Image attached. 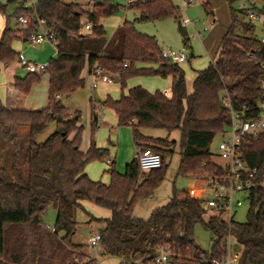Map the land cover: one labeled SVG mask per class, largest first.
I'll return each mask as SVG.
<instances>
[{"label":"trees","instance_id":"obj_1","mask_svg":"<svg viewBox=\"0 0 264 264\" xmlns=\"http://www.w3.org/2000/svg\"><path fill=\"white\" fill-rule=\"evenodd\" d=\"M14 1L19 3L15 19L24 14L31 19L25 28L28 35L37 31V19L44 20L53 32L57 52L42 71L48 74V101L44 107L14 109L0 103V134L14 150L11 176L0 175V264H98L86 250V243L73 241L78 226L76 210L84 209V200L109 211L103 218L105 227L99 231V244L102 254L117 257L118 264H150L156 248L164 244L173 248L171 259L164 264H209L212 259L223 258L221 239L227 224L216 216L204 217L199 184L206 175L223 172L211 159L210 151L214 136L229 121L221 93L227 90L235 107L245 103L251 106L264 96L260 88L264 42L255 36L253 22L229 2L230 22L220 38L217 58L195 71L192 89L187 92L179 63L163 58L155 37L137 31L133 22L123 21L106 38L101 19L119 10L121 4L116 0H93L90 8L73 0H35L30 5H26L27 0H7ZM5 6L0 2V11L4 12ZM203 6L212 14L209 0H203ZM130 8L138 11V21L172 17L179 22L181 18L172 0H145ZM85 21L92 24L89 30L84 29ZM9 22L10 16H6L0 35L2 63H11L17 57L11 47L17 34ZM94 63L117 73L121 90L117 99L107 95L102 105L114 111L118 125L132 128L138 148L149 147L160 154L159 167L141 171L134 156L123 172L111 160L105 170L108 182L93 180L86 174V164L108 157V149L91 140L86 151L80 150V114L76 111L70 115L57 95L82 87L81 72ZM123 63L127 65L122 67ZM39 74L16 76L11 87L27 94ZM135 76H171V95L141 85L123 92L127 80ZM51 122L52 133L44 141H35L34 136ZM144 127L180 131L178 173L191 179L181 195L173 190L169 201L154 208L145 219L133 216L134 205L162 181L175 141L146 136L140 131ZM20 129H26L27 135L19 144ZM241 147L246 165L257 169V180H261L264 131L246 137ZM16 157L22 158L24 173L20 174ZM49 206L55 211L53 232L43 222ZM198 223L216 235L207 251L194 239ZM230 228L240 248L238 264H264V189L251 193L246 220H233ZM201 252L206 261L200 258Z\"/></svg>","mask_w":264,"mask_h":264},{"label":"rangeland","instance_id":"obj_2","mask_svg":"<svg viewBox=\"0 0 264 264\" xmlns=\"http://www.w3.org/2000/svg\"><path fill=\"white\" fill-rule=\"evenodd\" d=\"M211 4L212 13H207L204 6L203 0H172V2L178 7L181 18L180 23L185 29V34H181L180 29L178 27V20L172 17H166L158 20H150V21H138L136 17L138 16V11L132 8H124L120 6L119 10L108 17H105L102 20V24L105 29L106 38L109 39L114 29L117 25L121 23V21H131L134 23V27L137 31L154 36L157 40L158 46L161 51L171 49L174 51H183L185 54V62L181 63L182 68L185 73V80L189 83V81L193 80L194 70H200L205 68L211 59L217 58L219 53L218 42L221 34L224 32L225 28L228 26L230 22V13H229V2L233 8H238L239 5L244 4L246 7L253 6V8L257 10H262L264 8V0H209ZM1 2V1H0ZM117 2L121 5L124 4V0H117ZM5 4V11L0 13L4 16H10V21L14 24L16 23L15 17L13 16L19 7V3L14 2H6L5 0L1 2ZM32 0H27L26 5H30ZM25 15V14H24ZM209 15H212L214 21L211 20V26L208 30L202 31L200 36L194 34L193 27L189 24V22H193L195 24L194 28L196 30H202L204 26L209 23ZM28 16V15H26ZM15 21V22H14ZM183 21H186L187 24L183 25ZM255 26V36L260 38L264 36V28L261 27L256 22H253ZM26 27L19 26L16 24V34L17 37H27L28 33L25 30ZM209 35L210 39H206ZM14 49L18 52H22L26 58L31 61L37 63H47L51 57L55 56V50L48 43H42L38 45L31 46L27 43V41H21L16 38L13 40ZM210 53V56H208ZM191 55L193 57H191ZM17 58L14 60L16 61ZM0 75L6 78L2 68L0 67ZM24 71V70H23ZM40 77L38 81H34L27 94L30 95L31 99H37L39 103H41L40 107L42 108L47 104L48 101V88L46 89V93L41 95L37 93V89L40 92ZM84 84L82 87L75 89L69 93H61L60 101L67 109L68 113L73 114L74 112H78L80 114L79 124L82 125L81 132V142L80 148L83 151H86L89 147L90 139L92 138L97 146L99 147H110L114 142V150L120 152V156H116L114 161L115 168L123 172L125 164L131 161L134 158V154L136 153V146L134 145V139L132 136L131 127L128 125H117L118 131L113 133V136L108 137V133L106 128H108L107 124H104L102 121L99 122V127L97 132L91 123L92 113H91V105L93 108L94 103H99L101 105V113L102 115L109 116L107 117V121L109 126L115 125V120L110 119L113 116V112L107 107H103V93L101 92L102 87L104 85L99 84L96 88L91 87L90 77L84 73ZM157 79V78H156ZM161 79V78H159ZM154 76H135L127 81L123 92H126L127 88L141 84L142 86H151V90H156L155 86H158L154 83ZM118 80L114 84L106 85L109 88V96L112 98L119 96L121 93L120 85L117 84ZM2 84V83H1ZM5 86V82L3 85H0V89ZM2 87V88H1ZM160 90V89H159ZM115 99V98H114ZM105 127V128H104ZM115 129V126L112 127ZM112 129V132L114 131ZM54 130V123H49L46 128L36 134L34 136L35 141H44L50 133ZM140 131L143 134L156 137V138H168L169 140H174L175 145L173 147V151L171 155L167 158V168L165 171V175L159 185L153 190V192L139 199L133 208V216L140 218H147L151 211L159 206L166 204L170 197L173 194V190L176 191L177 195H181L182 190H186L189 185V179L185 176H182L178 173V164H179V138L180 131L172 130L167 131L163 128L156 127H144L141 128ZM27 135L26 129H20L18 131V139L17 142L20 144ZM223 135L217 133L210 146L211 151V159L215 163L224 164L225 161L219 157V151L217 148L218 142L221 140ZM116 139V140H115ZM0 141L5 140L2 138L0 134ZM22 147V146H21ZM7 152V153H6ZM13 152L11 145H9V151H3L0 153V175H10L12 174L10 165L13 162ZM17 158V157H16ZM106 157L102 160L94 159L86 164L85 171L88 176L93 180H102L103 182H108L109 176L105 173V170L108 168ZM22 158H17V163L19 166V172L24 173L25 168L21 164ZM89 172V173H88ZM84 209L79 208L76 210V220L78 221V226L76 232L73 236V241L77 243H86L87 238L92 233H97L101 229L105 227V222L103 218L106 217L105 214L109 213L106 208L95 205L93 202L89 200H84ZM249 208V202L245 199L242 201V205L235 211L233 215V219L238 222H244L246 220V214ZM216 215L220 220L227 219V213L215 212L214 210L205 208L204 217ZM94 217L95 219H92ZM55 218V211L52 206H49L43 216L44 224H47L49 227H53ZM98 219V220H96ZM194 239L196 243L203 249L209 250L212 242L214 241L216 235L213 234L210 230L204 228L200 223L194 226ZM238 249L237 244H232L231 251L234 252ZM86 250L89 251L88 245ZM96 255L94 256L97 259L98 264H118L119 259L115 256L104 255L100 250V244L95 245Z\"/></svg>","mask_w":264,"mask_h":264},{"label":"built area","instance_id":"obj_3","mask_svg":"<svg viewBox=\"0 0 264 264\" xmlns=\"http://www.w3.org/2000/svg\"><path fill=\"white\" fill-rule=\"evenodd\" d=\"M74 2L86 3L90 8L93 0H73ZM145 0H124V4L121 5L124 8H130L131 6ZM191 0H188L190 2ZM239 8L244 11V16L251 22H256L264 28V8L257 10L253 6L246 7L244 4L239 5ZM16 24L26 27L31 23V19L26 15H19L16 19ZM37 31L30 33L26 37V41L29 45L34 46L43 42H48L55 53L57 52V43L54 38L53 32L46 26L44 20L37 19ZM187 22L183 21V25ZM194 29V34L200 36L202 31H206L211 26V20L203 27L202 30H196L195 24L189 22ZM91 22H84V29L89 30L91 28ZM264 42V36L259 38ZM163 58L168 59L173 63L184 62L186 57L184 52L174 51L167 49L161 52ZM17 61L21 67L27 72L39 74L46 67L47 63H37L29 60L22 52L17 53ZM264 66V62H260ZM127 64L123 63L122 67ZM88 76L91 80V87L96 88L99 83L110 84L117 78V73H109L99 64L94 63L90 69H88ZM260 88L264 91V79L260 82ZM59 97V95H57ZM221 104L226 109L228 115V123L225 129L220 133L223 135L221 140L217 144L219 151V157L225 161L224 164H219L223 169L220 174L212 175L208 174L199 184V194L203 200L205 208L214 210L219 213H227V219L218 220L227 224V230L221 239V244L225 249V256L221 259H212L209 264H238L240 257V248L236 235L231 231L230 223L233 221V215L235 211L242 205L243 200L249 202L250 195L258 188L264 189V177L261 180H257V169L250 168L246 165L242 158L241 145L244 139L248 136L256 135L264 131V96L257 98L253 105L242 104L239 107H235L227 92L224 90L220 96ZM101 105L94 103L92 108V122L95 130L99 127V122L104 121V116L101 113ZM135 157L138 160L139 169L141 171H147L153 168H157L161 165V157L158 152L152 150L149 147L137 148ZM214 216V215H211ZM209 217V216H208ZM46 227L53 232L54 228ZM100 233H92L87 238V245L89 248V255L94 257L96 255L95 245L99 243ZM232 244H237L238 249L234 252L231 251ZM173 254V248L169 244L160 245L156 248V252L153 258V262L150 264H164L171 259ZM205 253H200V258L206 261Z\"/></svg>","mask_w":264,"mask_h":264},{"label":"crops","instance_id":"obj_4","mask_svg":"<svg viewBox=\"0 0 264 264\" xmlns=\"http://www.w3.org/2000/svg\"><path fill=\"white\" fill-rule=\"evenodd\" d=\"M1 2H3L4 0H0ZM7 2V0H5ZM35 0H32V2H34ZM117 1V0H116ZM213 15V13H212ZM212 15H209V20H212L214 21ZM105 18V17H104ZM102 18L101 19V24H102V20L104 19ZM15 22V21H14ZM123 21H121L122 23ZM120 23V24H121ZM5 24H6V16L2 15L0 13V35L5 27ZM119 24V25H120ZM9 25L11 28L15 29L16 28V23H12L11 21L9 22ZM103 25V24H102ZM212 25V24H211ZM118 26V25H117ZM116 26V27H117ZM115 27V28H116ZM227 28V27H226ZM225 28V30H226ZM115 30V29H114ZM224 30V31H225ZM224 33V32H223ZM222 33V34H223ZM221 34V36H222ZM18 39H20L21 41H26V37H17ZM221 38V37H220ZM220 38H219V41H220ZM206 39H210L209 38V35L206 37ZM45 43V42H43ZM42 44V43H41ZM38 45V44H37ZM218 45H219V42H218ZM11 47L12 49L18 53V51H16L14 49V44H13V41L11 43ZM208 56H210V53H208ZM191 57H193L191 55ZM216 59V58H215ZM215 59H211L210 61H214ZM185 62V61H184ZM183 63V62H181ZM181 63H179V65L181 66ZM0 67L2 68L3 72H4V75H6V72H8V75H6V78L4 79V76L0 75V85H3V82H5V86L0 89V103H2L3 105H5L6 107L8 108H14V109H35L37 107H40L41 103L38 102L37 99H31L30 98V95L29 94H23V93H20L19 91L15 90L14 88L11 87V84H12V81L13 79L16 77V76H19V77H22L24 76L27 71L21 67L18 63V61H13L11 63H2L0 61ZM182 67V66H181ZM183 69V68H182ZM1 70V69H0ZM24 70V71H23ZM184 71V69H183ZM195 71L194 70V74H193V78H194V75H195ZM84 73H88V68L87 66H85L81 72V75L83 77ZM41 77H40V87H37L39 88L40 92L38 91L37 89V93H40L41 95L43 94V91H44V94L46 93V89L48 88V74L45 73V72H41L39 74ZM88 75V74H87ZM185 75V73H184ZM133 78V77H132ZM157 78V79H156ZM161 78V79H159ZM131 79V78H130ZM130 79H128L127 81H129ZM117 78L114 79V81L110 84H114L116 82ZM154 80H157V81H154V83H156L158 86H155L156 89H160L161 92L166 95V96H170L171 95V83H172V77L171 76H167L165 78H162V77H159V76H154ZM2 83V84H1ZM101 85H104V87H102V90L101 92L103 93V99H105V97L107 95H109L108 91H109V88L106 87V85H110V84H106V83H99ZM117 84H119V82H117ZM137 85H141V84H137ZM135 86V85H133ZM142 86V85H141ZM192 81H189V83L186 81V89H187V92H190L191 89H192ZM144 88H146L147 90L149 91H152L151 90V86H143ZM120 89V88H119ZM61 95H59V99H60ZM119 96H116L114 97L115 99H117ZM104 107V106H103ZM110 109V108H108ZM112 112H113V116L114 117H110V119H114L115 120V125H110L109 126V123L107 121V117L109 116H106L104 115V121H102L104 124H107L108 128H106V131L108 133V137L110 139L111 136H113V133H116L118 131V128L116 127L118 124H117V118H116V115L114 113V111L112 109H110ZM91 113H92V105H91ZM71 115V113H70ZM91 123H92V118H91ZM115 126V129H113L112 127ZM129 126V125H128ZM94 128V127H93ZM105 128V127H104ZM112 129L114 130L112 132ZM95 130V129H94ZM131 131H132V128H131ZM97 132V130H95V133ZM146 135V134H144ZM146 136H149V135H146ZM152 137V136H150ZM91 140H93L92 138L90 139V142H89V145L91 143ZM116 140V139H115ZM95 142V141H94ZM96 144V142H95ZM97 145V144H96ZM134 145L136 146V149L138 148L137 145H136V142L134 141ZM80 147V146H79ZM99 147V146H98ZM103 148H106V147H103ZM106 149H108V152H109V158L107 159V163L109 164V162L111 160H114L115 161V158L116 156H120V152L119 150L118 151H115L114 150V142L112 143V145L110 147H107ZM8 150L9 151V144L5 141H0V153L3 152V151H6ZM80 150H82L80 148ZM83 151V150H82ZM7 153V152H6ZM135 156V154H134ZM1 159V158H0ZM2 160V159H1ZM86 170V169H85ZM86 172V171H85ZM89 173V172H88ZM87 174V173H86ZM88 175V174H87ZM186 177V176H185ZM188 178V177H187ZM189 179V183L191 182V179ZM106 217L109 215V213L105 214ZM138 218H140L138 216ZM47 225V224H46ZM100 250L102 252V247L100 245Z\"/></svg>","mask_w":264,"mask_h":264},{"label":"water","instance_id":"obj_5","mask_svg":"<svg viewBox=\"0 0 264 264\" xmlns=\"http://www.w3.org/2000/svg\"><path fill=\"white\" fill-rule=\"evenodd\" d=\"M178 27H179V29H180V32H181V34H185V29H184V27L181 25V23L180 22H178Z\"/></svg>","mask_w":264,"mask_h":264}]
</instances>
